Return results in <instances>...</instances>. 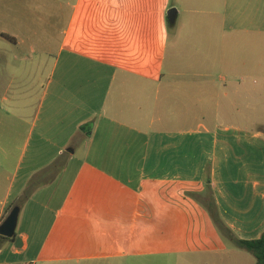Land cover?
<instances>
[{"label":"crops","instance_id":"crops-1","mask_svg":"<svg viewBox=\"0 0 264 264\" xmlns=\"http://www.w3.org/2000/svg\"><path fill=\"white\" fill-rule=\"evenodd\" d=\"M65 155L0 264H234L202 201L264 232V0H0V225Z\"/></svg>","mask_w":264,"mask_h":264},{"label":"trees","instance_id":"trees-1","mask_svg":"<svg viewBox=\"0 0 264 264\" xmlns=\"http://www.w3.org/2000/svg\"><path fill=\"white\" fill-rule=\"evenodd\" d=\"M89 129L86 131L88 134L91 133L92 126L86 125ZM67 156L61 157L58 159L53 165L50 167V169H47L39 174H37L29 183L27 189L24 192V195L21 197V199L17 202L16 206L21 207L28 198L32 195V193L39 188L40 186L44 185L46 182L52 180L56 177V175L62 170V168L65 165ZM48 177V178H47ZM207 198L202 201L203 205L206 206L211 213L213 219L215 222L219 225V228L223 233L235 244V246L239 249L245 250L249 253H251L256 258L255 264H264V232L261 234L260 237L252 240H244L239 239L233 234L230 233V231L225 227L223 223L220 221L217 204L213 196V192L211 187L209 186V189L207 191ZM1 239L4 241H11V238H7L4 236H0Z\"/></svg>","mask_w":264,"mask_h":264},{"label":"water","instance_id":"water-1","mask_svg":"<svg viewBox=\"0 0 264 264\" xmlns=\"http://www.w3.org/2000/svg\"><path fill=\"white\" fill-rule=\"evenodd\" d=\"M177 14V9L172 8L169 11V18L171 21L175 20V16ZM20 207L15 206L8 217L5 219V221L0 225V236H4L7 238L13 239L16 236V230L18 226L19 221V215H20ZM20 241V240H18Z\"/></svg>","mask_w":264,"mask_h":264},{"label":"rangeland","instance_id":"rangeland-1","mask_svg":"<svg viewBox=\"0 0 264 264\" xmlns=\"http://www.w3.org/2000/svg\"><path fill=\"white\" fill-rule=\"evenodd\" d=\"M67 156V155H65ZM219 230L221 231V229L219 228ZM222 239H224V241L227 243H229V238L222 234ZM226 255H223V257H225ZM230 258V257H229ZM220 256L218 257V260H220ZM234 264H255L256 263V258L249 252L242 250V249H237V252L235 254V257L233 258ZM159 260V261H158ZM155 261H144L143 264H181V260H174V259H158Z\"/></svg>","mask_w":264,"mask_h":264}]
</instances>
